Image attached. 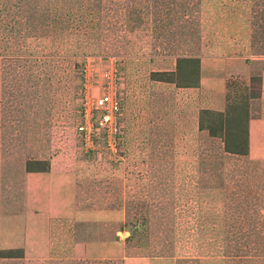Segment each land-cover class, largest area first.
<instances>
[{"label":"rangeland","instance_id":"obj_1","mask_svg":"<svg viewBox=\"0 0 264 264\" xmlns=\"http://www.w3.org/2000/svg\"><path fill=\"white\" fill-rule=\"evenodd\" d=\"M238 1L264 49V0ZM224 5L0 0L1 207L9 231L0 264H254L264 257V163L246 136L260 111L259 80L230 59L224 97L188 89L197 85V56L219 51L224 23L233 21ZM109 87L119 102L118 130L110 146L102 129L86 143L85 108ZM50 167L76 177L77 203L94 218L53 220L56 250L18 259L24 174ZM117 212L126 221L106 218ZM87 240L110 245L94 258L75 255L74 243Z\"/></svg>","mask_w":264,"mask_h":264},{"label":"crops","instance_id":"obj_2","mask_svg":"<svg viewBox=\"0 0 264 264\" xmlns=\"http://www.w3.org/2000/svg\"><path fill=\"white\" fill-rule=\"evenodd\" d=\"M228 1L230 7L224 5V12L222 13L224 16L232 17L233 21L224 23L227 24L222 30L224 41L219 51L214 53L202 51L197 56L200 66L197 85L188 89L189 91H196L194 94H197L199 90H204L213 96L224 97L228 89V78L225 72L230 59L238 60L248 69L249 76L258 78L260 111L247 121L248 145L250 149L255 147V160L258 163H264V49L258 46L259 40L251 26L252 20L249 19L251 14L249 13L247 19H243L245 5L238 0ZM246 10L245 8L247 13ZM77 192L78 180L68 172H57L52 167L42 171L25 172L23 177V212L15 221L19 224L15 236L16 239L20 240L23 253L22 258L18 259H43L54 251L55 248L51 241L52 227L50 226L53 220H69L71 218H79L80 220L83 214H87L86 218H94L92 213L81 211L80 202L77 203L76 200ZM1 205L2 187L0 181V250L6 248L9 239V231L3 225ZM117 213H114L116 216L108 217H106L107 213H102L105 216L99 219L106 217L113 219V221H126L125 214ZM126 232L125 230L117 231L120 234ZM74 245L72 252L75 255L94 258L99 254L96 248L102 249L103 247L105 250L110 242L87 240L75 242ZM249 263L251 264L252 260ZM254 264H264V257L254 259Z\"/></svg>","mask_w":264,"mask_h":264},{"label":"built area","instance_id":"obj_3","mask_svg":"<svg viewBox=\"0 0 264 264\" xmlns=\"http://www.w3.org/2000/svg\"><path fill=\"white\" fill-rule=\"evenodd\" d=\"M109 88L98 98H95L89 107L85 108V119L83 120V124L79 126V131L86 143L91 141L95 130L102 129L109 137L107 143L110 146V135L116 134L118 130L116 121L119 114V102L115 96V92L111 91V87ZM91 117L93 122L90 121Z\"/></svg>","mask_w":264,"mask_h":264},{"label":"trees","instance_id":"obj_4","mask_svg":"<svg viewBox=\"0 0 264 264\" xmlns=\"http://www.w3.org/2000/svg\"><path fill=\"white\" fill-rule=\"evenodd\" d=\"M258 79V78H257ZM246 136L248 137V130H247V134H246Z\"/></svg>","mask_w":264,"mask_h":264}]
</instances>
